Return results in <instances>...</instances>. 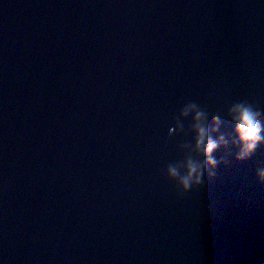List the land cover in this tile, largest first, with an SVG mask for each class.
<instances>
[{
  "label": "water",
  "instance_id": "obj_1",
  "mask_svg": "<svg viewBox=\"0 0 264 264\" xmlns=\"http://www.w3.org/2000/svg\"><path fill=\"white\" fill-rule=\"evenodd\" d=\"M264 0H0V264H263ZM194 104L226 144L183 193Z\"/></svg>",
  "mask_w": 264,
  "mask_h": 264
},
{
  "label": "clouds",
  "instance_id": "obj_2",
  "mask_svg": "<svg viewBox=\"0 0 264 264\" xmlns=\"http://www.w3.org/2000/svg\"><path fill=\"white\" fill-rule=\"evenodd\" d=\"M189 114H193L194 151L202 159L199 161L188 159L183 174L176 167H169L167 170L169 179L177 181L183 193L201 187L206 171L209 178L215 175V170L221 161L216 159L214 153L226 144L223 135L213 138L220 127L219 117L212 118L210 128L205 113L199 111L196 105L189 104L181 112V116L185 118ZM227 116L233 125V134L239 149L235 159L238 162L246 161L255 153L259 145L264 144V111L246 101H241L230 106ZM256 179L258 183L264 184V168L257 171Z\"/></svg>",
  "mask_w": 264,
  "mask_h": 264
},
{
  "label": "bare ground",
  "instance_id": "obj_3",
  "mask_svg": "<svg viewBox=\"0 0 264 264\" xmlns=\"http://www.w3.org/2000/svg\"><path fill=\"white\" fill-rule=\"evenodd\" d=\"M264 264V263H263Z\"/></svg>",
  "mask_w": 264,
  "mask_h": 264
}]
</instances>
